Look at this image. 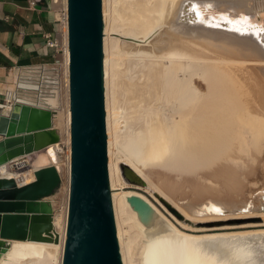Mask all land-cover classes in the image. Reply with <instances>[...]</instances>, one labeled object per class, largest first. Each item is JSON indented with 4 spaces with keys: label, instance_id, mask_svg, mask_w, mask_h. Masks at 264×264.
<instances>
[{
    "label": "bare ground",
    "instance_id": "1",
    "mask_svg": "<svg viewBox=\"0 0 264 264\" xmlns=\"http://www.w3.org/2000/svg\"><path fill=\"white\" fill-rule=\"evenodd\" d=\"M187 1L211 2V14L217 13L211 16L221 21L250 16L258 11L252 3L259 2L103 0L108 171L122 261L130 264L131 246L137 243L143 264H264V229L217 233L218 229L214 228L178 227L164 222L158 215L146 218L148 207L137 210L129 202L132 197L145 201L140 193L145 190L128 186L122 166L128 167L135 179H141L142 185L159 194L172 214L177 218L183 215L186 221L194 220L188 210L195 212L196 209H188L192 203L185 206L178 196L173 198L176 192L171 196L172 183L185 185V177L193 176L215 184L218 177L227 179L228 174L231 177L237 170L235 167L249 168L250 174L259 167L264 170V50L252 36L183 21ZM64 4L66 8V0ZM189 12H192L190 7ZM196 12V21L206 25L220 23L212 20L204 8ZM240 20L229 21L230 29L243 28ZM115 37L132 42L121 43ZM119 57L122 66L128 63L124 73L119 70ZM123 74L130 81L120 86L118 81ZM120 88L125 105L123 132L119 124L123 112L119 111L117 100ZM19 99L23 100L21 94ZM23 101L31 103L29 99ZM67 104L65 133L70 146L71 114L69 102ZM40 105L53 112L59 105L58 94L41 101ZM56 128L62 136L64 126L62 128L59 122ZM58 145L31 155L32 160L27 161L29 167L35 164L36 171L48 166L58 168ZM67 163L70 186V152ZM20 165L13 162L1 168L9 166L15 173L24 168ZM10 175L4 178H12L20 185L33 182L31 177L19 183L15 175ZM127 175L131 179L130 174ZM174 186L173 192L177 188ZM67 192L69 201V189ZM177 192L179 194V189ZM263 193L264 189L260 190L251 201L249 210H255L253 215L264 217ZM194 195L197 199L199 193ZM218 207V212L225 214V208L221 212V206ZM197 212L199 210L194 214ZM233 212L232 217H235ZM67 215L68 202L64 216H53L57 241L54 238L50 242L12 241L8 253L0 258V264H62ZM122 218L138 229V241L127 237ZM230 228L220 230H233Z\"/></svg>",
    "mask_w": 264,
    "mask_h": 264
},
{
    "label": "water",
    "instance_id": "2",
    "mask_svg": "<svg viewBox=\"0 0 264 264\" xmlns=\"http://www.w3.org/2000/svg\"><path fill=\"white\" fill-rule=\"evenodd\" d=\"M185 4L188 10L183 21L252 36L264 50V29L231 30V23L221 20L206 25L195 20V9L205 3ZM67 15L71 165L62 264H123L108 171L103 0H67ZM53 116L51 110L19 102L8 114H0V168L60 144L62 137ZM122 170L128 182L141 185L128 177H133L128 167ZM60 185L61 175L53 166L37 170L29 184L0 177V258L8 253L12 241L55 239L49 198ZM129 202L137 210L144 204L153 210L138 197Z\"/></svg>",
    "mask_w": 264,
    "mask_h": 264
},
{
    "label": "rangeland",
    "instance_id": "3",
    "mask_svg": "<svg viewBox=\"0 0 264 264\" xmlns=\"http://www.w3.org/2000/svg\"><path fill=\"white\" fill-rule=\"evenodd\" d=\"M258 1H259L258 3H255V2L252 3L253 6L255 5L254 9H258V11L257 12L254 11L252 14H250V16L257 15L259 13L261 15L262 19L264 20V0H258ZM257 5H258V7H257ZM58 6L60 7V5H58ZM59 7H58V9H59ZM115 38H117L121 43L132 42L130 40H125V39L120 38V37H115ZM119 59H120V57H119ZM119 62H120L119 70H121L120 72L124 73L128 67V63L126 65L122 66V59H120ZM129 75L132 77L134 75V71L132 70L131 73H129ZM128 81H130V80L127 79L126 76L123 74L121 76V78L119 79L118 84L120 86L121 85L124 86L126 83H128ZM67 95H68V93H67ZM67 95L66 96L63 95L60 97V94H58L59 105H57V107H55V109L53 110L54 113L56 112L54 114V126H55V128L58 127V124L60 122L62 124V128L64 126V128H63L64 131H63V134L61 136L62 137V140H61L62 143H60V145H58V148L56 149V152H57L56 158L58 160L57 165H59L58 168L60 169L59 174L61 173L60 174L61 175V185H60V188L56 191V193L51 198H49V200H50V202L54 208V214L55 215H61V216H64V214L66 213V210H67V202H68V192L67 191L69 189L67 157H68V154L70 152V149H69V144L67 141V136L65 133L67 130L66 125H65L66 111H67L66 108L68 106L67 103L69 102ZM117 100L120 102L119 106L121 107L119 111L123 112V114H121V117L119 120L120 129L122 128V132H123V131H125L124 127L126 124L123 123L124 122L123 116H124L125 105H124V98L121 95V88H120V91H118V93H117ZM29 159L32 160V157H29ZM33 165H35V164H33ZM246 165H249L248 161H247ZM27 166H26V168H23V169L21 168L17 172L14 171L15 173H12L11 168L9 166H6L5 168L1 169L0 172L5 171L6 172L5 175H7V176H11L10 174L15 175V177H16V179H18L19 183H21L23 181H27L31 177H33V181H34L35 180L34 172L36 171V168H35V166H33V167L32 166L29 167V165H27ZM235 169H237V170H235V171L233 170L234 171L233 174H230L231 177L234 176L233 179H231V177H229V174H228L229 179L227 176H225L227 179H225L224 177L223 178L220 177V179H218L219 177L217 178L218 182L216 181V183H218L219 186H217L216 183H215L216 184L215 185L213 183L209 184L208 182H203L202 180H200L199 177H193V176L185 177V185L184 184L178 185V183L175 184V182H174L175 186L178 185V186H176L177 188H174L175 189L174 192H173L174 184L172 183L170 185V188L172 187L171 188L172 191L170 190L171 196H174V195L176 196L173 198L177 199V196H178V199H182L181 200L182 202L185 203L186 201H188L185 204L183 203V205L187 206L189 203H192V204H194V202L196 203L193 206H192V204H190L191 206L188 205V207H187L188 209L189 208L192 209V207H193L194 210L196 209L195 212L199 210V213L197 212L198 214H194L195 212L193 210H191V212H190V210H188L189 213H191V215L194 217V220H192V221H186V219L184 218L183 215L182 216L180 215L181 218H177L174 214H172L166 208V206H165L163 200L161 199L160 195L156 194L153 190L149 189L147 187V185L131 184L128 181H127V184H128V186L141 187L142 189L145 190L143 192H140L141 195L145 199L144 202L147 203L148 206H151V208L154 210V211L149 210V213L147 214L146 218L154 216V215H158L160 218H162V220L164 222H170L173 225L178 226V227H179V225L189 226L190 228L196 229V230L214 228V229H218L217 233H222V232H253L256 230L264 229V227H263L264 226V217L259 216L260 214L258 215L259 217L257 215H253L252 213L255 210H252V211L249 210L250 208H252L251 207L252 206L251 201H252V199H254L253 197H256V195L260 192V190L262 191L264 189V170L261 169V167H259L257 172L250 174L249 168L246 170H242L239 167H235ZM5 175L2 174L0 176L5 177ZM221 178H222V180H221ZM131 180L132 181H135V180L138 181L137 177H136V179L134 177H131ZM229 180H231L230 183H229ZM139 181H141V179H139ZM226 181H228L227 183H229V184H227ZM142 182L143 181H141V183ZM231 182L234 184H232ZM229 185H230V187H229ZM180 187L183 190H181ZM194 187H196V188H194ZM228 187L230 189H228ZM193 188L195 189V191ZM213 188L215 190H213ZM178 189H179V194H181V195L178 194V192H177ZM196 189H197V191H196ZM208 189H210V190H208ZM211 189L213 191H211ZM180 190L182 191V193L185 192V194H182ZM203 190H204V192H203ZM131 191H133V190H131ZM175 192H176V194H174ZM210 192H211L212 196L210 195ZM198 193H199V195H198ZM202 193L203 194L208 193L207 195H210V196L207 197L206 194H205L206 196H204ZM172 194H174V195H172ZM194 194L198 195L197 199H196V196ZM181 196H182V198H181ZM198 197L200 199L201 198L202 199L199 200ZM210 197L213 198V199H211L212 202L210 201V199H208ZM263 197H264V193H263ZM189 198H190L191 202L189 201ZM191 198H193V200ZM196 200H198V201H196ZM213 200H214V203H213ZM216 203H218L219 205ZM205 204L208 206L206 207ZM215 205L217 207H215ZM222 205H223V207H222ZM218 206H221V208H222L221 212L225 208V210L223 212L225 214L226 213L227 214L225 215L223 213H219L220 208ZM146 207L147 206L144 204L143 208L145 210H146ZM201 208H202L203 212L201 211ZM212 208H214V209L212 210ZM226 209H228V210H226ZM204 210L206 213L204 212ZM229 210H231V211H229ZM233 210H234V212H233ZM217 212L219 213V215L217 214ZM228 212H230V213L233 212V215L235 213V215H234L235 217H232V213L230 214ZM238 212L240 213L239 216L236 215V213H238ZM261 212H263V210H261ZM54 214H53V216H54ZM228 214L230 216L226 218V216H228ZM243 214H244V216H240ZM223 217H225V218H223ZM122 224H123V227L127 231V237L131 238V241H133V240L138 241V237H137L138 236V229L135 228L132 225V223L125 222V219H123V218H122ZM227 227H231L230 229H233V230H225V231L220 230L222 228H227ZM60 231H62V230H60ZM136 244L137 243H135L134 245L131 246L132 247L131 254L128 257L129 262H130V264H143V260L141 257V249L138 248L139 246L137 247Z\"/></svg>",
    "mask_w": 264,
    "mask_h": 264
},
{
    "label": "crops",
    "instance_id": "4",
    "mask_svg": "<svg viewBox=\"0 0 264 264\" xmlns=\"http://www.w3.org/2000/svg\"><path fill=\"white\" fill-rule=\"evenodd\" d=\"M57 10L53 0H42L36 5L32 0H0V54L5 62L0 65V114L11 110L17 70L52 61L44 35L60 38ZM2 174L6 172L1 171Z\"/></svg>",
    "mask_w": 264,
    "mask_h": 264
},
{
    "label": "built area",
    "instance_id": "5",
    "mask_svg": "<svg viewBox=\"0 0 264 264\" xmlns=\"http://www.w3.org/2000/svg\"><path fill=\"white\" fill-rule=\"evenodd\" d=\"M41 1L42 0H32V4L36 5ZM53 3L56 6L60 5V7L58 6L59 9L56 11V19L60 27V38L55 39L51 34L44 35L45 46L51 53L52 61L39 65L22 67L17 70L16 80L12 84L14 101L11 104V108L15 103H25L23 100L28 99L31 100V103H29L30 105L44 108L40 105L41 101H44L56 93L60 94V97L63 95L66 96L68 93L69 100L70 80L69 62L67 63V55L69 57L67 0L66 8L64 0H53ZM20 94L23 100L19 99ZM27 161L28 159L24 157L16 160L15 163L17 165L21 164L25 168L28 165Z\"/></svg>",
    "mask_w": 264,
    "mask_h": 264
},
{
    "label": "trees",
    "instance_id": "6",
    "mask_svg": "<svg viewBox=\"0 0 264 264\" xmlns=\"http://www.w3.org/2000/svg\"><path fill=\"white\" fill-rule=\"evenodd\" d=\"M4 64H5V62L3 61L1 54H0V65H4Z\"/></svg>",
    "mask_w": 264,
    "mask_h": 264
}]
</instances>
